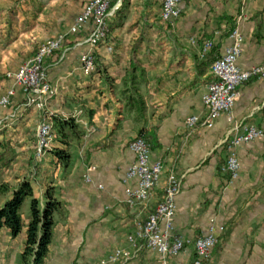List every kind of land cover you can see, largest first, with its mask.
<instances>
[{"label":"crops","instance_id":"1","mask_svg":"<svg viewBox=\"0 0 264 264\" xmlns=\"http://www.w3.org/2000/svg\"><path fill=\"white\" fill-rule=\"evenodd\" d=\"M88 2L0 0V96L14 87L10 75L28 58V45L48 38L49 30H68ZM161 9L162 0H115L108 35L94 49L91 74H84L80 63L91 49L89 24L67 34L63 49L49 59L47 82L54 93L44 107L27 104L19 88L11 104L0 107V152L3 144L11 150L7 163L0 161V184L28 178L36 196L53 187L63 202L45 264H95L116 248L134 253L117 264H160L143 242L133 246L127 238L136 221L155 211L171 173L182 182L176 198L178 234L205 235L212 220L225 226L204 264H264L262 140L235 147L237 179L231 181L223 169L236 136L250 126L264 130V79L245 82L232 113L220 115L212 126L185 124L191 115L206 116L202 95L213 76L211 64L198 61L205 40L214 41L220 56L237 28L244 35L238 65L249 69L264 63V0H184L172 26L162 21ZM130 98L138 100L143 113L128 109ZM68 118L83 130L79 142L68 138L69 144L63 143L56 131L54 119ZM45 120L52 121L55 137L51 150L38 158L37 130ZM141 135L150 140L153 158L162 160L164 171L150 200L132 205L125 183L135 161L129 144ZM58 149L71 151L68 166L54 154ZM22 165L28 166V176L7 180ZM0 196L2 206L9 194ZM22 213L24 227L17 237L7 228L0 231V264H21L30 220L25 202ZM194 257L191 246L177 261L190 264Z\"/></svg>","mask_w":264,"mask_h":264},{"label":"built area","instance_id":"2","mask_svg":"<svg viewBox=\"0 0 264 264\" xmlns=\"http://www.w3.org/2000/svg\"><path fill=\"white\" fill-rule=\"evenodd\" d=\"M114 0H89L83 11L75 17L70 28L71 33H78L88 23L93 22L94 28L88 37L91 49L80 59L81 70L84 74H91L96 68L94 49L108 35V18ZM120 1V0H119ZM184 0H162L161 19L163 22H172L179 18ZM64 36L44 42L36 55L24 62L20 68L10 75L14 87L0 96V106L7 107L19 88L27 97V104L39 108L45 106L46 97L54 93V89L47 82L45 69L46 60L64 43ZM232 44L211 64L212 81L202 95L206 116H189L185 124L187 128H194L197 124L212 126L216 118L222 114L230 115L240 95L241 86L253 77L264 79V63L254 65L249 69H242L237 61L242 52L244 35L237 28L231 33ZM213 40H205L201 49V56L210 52L214 47ZM3 122L0 121V130ZM37 156L42 158L52 148L54 131L52 121L45 120L37 130ZM262 140L264 145V130L250 126L246 132L236 136L228 145L230 155L224 170L230 175V180L240 175V162L235 153V147L244 142ZM130 150L135 154V161L128 168L125 177L126 193L130 204H144L152 196L155 187L159 184L164 164L161 159H154L152 145L143 137L132 140ZM89 180V177L86 176ZM182 182L179 177L171 173L167 180L165 194L157 204L156 209L145 221H136L135 231L128 236V242L136 246L138 242L150 251L155 252L160 264H181L179 256L193 246L195 257L190 264H204L212 254L219 241L220 234L225 230L224 224L212 220L207 234L190 238L176 232L175 216L177 211L176 198L181 191ZM134 253L127 248H116L106 259L95 264H117L132 259ZM79 264V263H75Z\"/></svg>","mask_w":264,"mask_h":264},{"label":"trees","instance_id":"3","mask_svg":"<svg viewBox=\"0 0 264 264\" xmlns=\"http://www.w3.org/2000/svg\"><path fill=\"white\" fill-rule=\"evenodd\" d=\"M262 28L263 24L259 23L256 32L258 37ZM200 53L198 58L200 63L212 64L219 57L215 46L203 57ZM135 103L138 105V100L130 98L128 109L143 113L144 107H138ZM54 121L56 131L60 134L63 143L67 141L66 143L69 144L71 140L80 141L83 130L75 118L54 119ZM140 137L150 142L147 136L141 135ZM68 138L71 140L68 141ZM1 148L0 161L7 163L11 154L10 147L8 144H3ZM54 154L64 166L70 164L72 153L68 149L54 150ZM0 193L9 194L6 201L0 206V231L7 228L13 237H17L22 232L24 227L22 206L26 200H29L30 220L26 231L24 251L21 254V264H45L56 225V217L63 213V202L56 197L53 187H48L42 198L36 196L31 180L28 178L22 179L16 185L1 183Z\"/></svg>","mask_w":264,"mask_h":264},{"label":"rangeland","instance_id":"4","mask_svg":"<svg viewBox=\"0 0 264 264\" xmlns=\"http://www.w3.org/2000/svg\"><path fill=\"white\" fill-rule=\"evenodd\" d=\"M258 1V0H257ZM85 8V7H84ZM111 8H112V6H111ZM83 11V10H82ZM182 12V11H181ZM180 15H181V13H180ZM76 17V16H75ZM75 17H74V20H75ZM180 17V16H179ZM177 20V19H176ZM176 20H174V21H172V22H167V24H169V25H173L174 23H175V21ZM74 22V21H73ZM166 23V22H165ZM89 24H92L93 25V28H94V23L93 22H90V23H88L87 25H89ZM73 25V23L69 26V29L68 30H66V31H68V33H65L62 29H59V30H49V34H50V36L48 37V38H46V39H38V40H36L33 44H31V45H28V58L25 60V61H23L22 63H21V65L24 63V62H26L27 60H30L31 58H33L35 55H36V53H37V51H38V49H39V47L44 43V42H47L48 40H51V39H55V38H58V37H60V36H64L65 38H64V42H65V39H66V36H67V34H75V33H71L70 32V28H71V26ZM86 25V26H87ZM85 26V27H86ZM84 27V28H85ZM83 28V29H84ZM82 29V30H83ZM56 31V32H55ZM80 32V31H79ZM92 32V31H91ZM91 32H90V34H91ZM63 45H64V43H63ZM63 49V46L59 49V50H57V51H55L47 60H46V62H45V69H46V72H47V63H48V61H49V59H51L56 53H58V52H60L61 50ZM20 65V66H21ZM20 68V67H19ZM18 68V69H19ZM16 72V71H15ZM22 92V91H21ZM25 95V94H24ZM26 96V95H25ZM27 97H26V103H27ZM11 104V103H10ZM9 104V105H10ZM8 105V106H9ZM7 106V107H8ZM0 107H5V106H0ZM0 121H2V120H0ZM49 121H51V120H49ZM3 122V121H2ZM41 124V123H40ZM37 142H38V136H37ZM21 162H24V161H21ZM25 162H28V160L27 161H25ZM22 169V170H21ZM21 169L19 168L18 169V171H12V173H10V174H8V179L7 180H9V181H11V180H13V178L14 179H16L17 177L18 178H22L23 177V175L24 174H26L27 176H28V166H25V165H22L21 166ZM23 169H24V171H23ZM15 180H13V182H14ZM150 200V199H149ZM148 200V201H149ZM147 201V202H148ZM2 202V196H0V203ZM146 202V203H147ZM25 204H27V206L28 207H30L29 206V202H28V200H26L25 201Z\"/></svg>","mask_w":264,"mask_h":264}]
</instances>
